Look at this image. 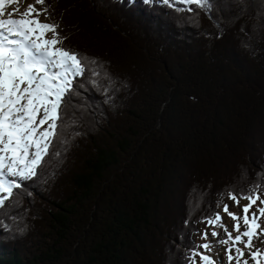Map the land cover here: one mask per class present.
<instances>
[{"label": "trees", "instance_id": "1", "mask_svg": "<svg viewBox=\"0 0 264 264\" xmlns=\"http://www.w3.org/2000/svg\"><path fill=\"white\" fill-rule=\"evenodd\" d=\"M43 6L86 70L37 176L0 206V264H158L159 238L188 264L197 223L217 212L210 187L264 194V163L259 183L248 175L264 152V0Z\"/></svg>", "mask_w": 264, "mask_h": 264}, {"label": "snow or ice", "instance_id": "2", "mask_svg": "<svg viewBox=\"0 0 264 264\" xmlns=\"http://www.w3.org/2000/svg\"><path fill=\"white\" fill-rule=\"evenodd\" d=\"M11 2L0 0V17L4 16L5 5ZM143 2L149 4L155 0ZM159 2L207 6V0ZM37 3H44V0H37ZM23 16L14 19L9 14L7 19L0 18V206L13 196L14 189L21 187V182L37 176L57 136L62 104L73 92L75 78L84 75L86 70L84 60L75 51L59 46L58 25L41 21L40 12L31 5ZM48 33L53 36L46 38ZM45 124L47 127H42ZM259 192L260 185H254L240 197L229 193V198L238 206L240 199L248 201L240 206L242 215L229 211L227 204L223 205V211L235 222L232 231L222 223L219 212L205 218L206 224L224 230L225 238L217 243L225 252L227 264H250L252 261L264 264V220L261 219L264 218V198ZM258 201L261 206L254 208ZM211 235L217 237L220 233L213 230ZM207 237L208 232L204 231L202 238L207 241ZM211 251L212 244L205 242L191 248L186 260L188 264H225V257L207 254Z\"/></svg>", "mask_w": 264, "mask_h": 264}, {"label": "rangeland", "instance_id": "3", "mask_svg": "<svg viewBox=\"0 0 264 264\" xmlns=\"http://www.w3.org/2000/svg\"><path fill=\"white\" fill-rule=\"evenodd\" d=\"M23 1H25V2H22V4L21 5H19L18 4V6H15L17 9H15V7H13L11 10H10V13L12 14V13H15L17 10L19 11V9L21 10V6L22 5H25V6H22V10H24L25 8H26V6L28 5V4H30L31 5V3H33V2H35V6H36V9H38L39 10V12H40V16H39V18H40V20L41 21H43V22H46V23H53V21H51V20H49V18H48V16H47V14H46V11H45V9H44V6H43V4L44 3H37V0H28V1H26V0H23ZM133 1H135V2H142V0H133ZM155 2H157V3H159V0H155ZM27 4V5H26ZM220 9V11H221V13L224 15V10H222L221 9V7L219 8ZM13 10H14V12H13ZM233 10V9H232ZM236 10V9H235ZM237 12H238V8H237ZM228 13V12H227ZM217 17L218 18H221V16H219V14L217 15ZM223 18V17H222ZM229 17H226V23H227V21L229 22L230 20V18L228 19ZM233 20V19H232ZM231 20V21H232ZM233 25H234V23H233ZM230 26H232V25H230ZM60 27V26H59ZM229 28V27H228ZM53 36V33H48L47 34V36H46V38H51ZM59 46H61V43H60V45ZM263 86H264V84H263ZM96 115H98L97 114V112H96ZM47 127V124H45V127L44 128H46ZM98 140V139H97ZM100 142H101V140H100ZM264 144V143H263ZM70 146H71V144H69ZM91 146V145H90ZM252 150H254V147H250V149H248V151H250V153H251V151ZM248 154V153H247ZM125 155H129L128 153H124L123 155H122V157H121V161H125V164H124V167H122V168H120L121 170H124L125 169V167L127 168V161H126V159H127V157H125ZM257 155H258V163L256 164V160L254 161V159H252L254 162H252L251 161V158H250V161H249V165H250V171H249V173H248V175L250 174L251 176L253 175V178H251V179H253V181H255V182H257V183H259V181H258V176H259V169H260V166L264 163V152H263V150H262V148H260V149H258L257 150ZM129 157V156H128ZM261 164V165H260ZM132 167V166H131ZM50 171H54V169L53 168H50L49 169V171L48 172H50ZM120 172V174L122 173L121 171H119ZM180 174V173H179ZM182 176V175H181ZM255 176H256V178H255ZM186 179V180H185ZM189 182H191V178L188 176V177H184V175L182 176V180H181V186L179 187L182 191V193H183V188H184V186L185 185H188V183ZM194 182V181H193ZM229 182H228V180L224 183V184H228ZM221 184H223V183H221ZM261 185V184H260ZM219 185L218 184H216V185H214V186H212V187H210L213 191L211 192V195H210V205H211V208H216L217 209V212H219L220 213V215L222 216V223L225 225V226H227V228L230 230V231H232L233 230V225H234V222H232V220H231V218L227 215V213H225L224 211H223V205L224 204H227L228 206H229V211H231V212H235V213H238V214H242V212H241V207L240 206H242V205H244V204H247L248 203V201L247 200H245V199H240V206H238L234 201H232L230 198H229V195H227V190H224V189H222V190H218L217 189V187H218ZM248 186L245 188V189H247L248 190ZM215 189H217V190H215ZM244 189V188H243ZM246 191H244V193H245ZM247 193V192H246ZM233 194H236L238 197H240L241 196V194H239L238 192H236V193H233ZM260 194V193H259ZM181 195L182 194H179L178 195V197L176 198V200H175V205L176 206H180L179 207V212H175V215H174V217H173V221H172V228H173V232H174V230H177V229H175V228H177L178 227V230L183 226V222H184V220L182 219V215H184V212H182L181 210H182V208H183V204H184V202H183V200L181 199ZM261 196H262V198H264V194H260ZM168 205H170L171 206V203H169ZM204 203H202L201 204V208H203L204 206ZM219 205V206H218ZM259 206H261L260 205V201H258L257 202V205L256 206H254V208H257V207H259ZM211 208H209V209H211ZM262 220H264V218H261ZM178 225V226H177ZM262 226H264V224H262ZM159 227H160V225H158V229H159ZM197 228H199V232H198V234L195 236V240H196V242H197V244H199V245H201V244H203V243H205V242H210L211 244H212V251L210 252V253H207V254H210V255H213V256H215V254H216V252L217 251H220V253H221V257H225L226 258V256H225V252L223 251V249H222V246L221 245H219L218 243H217V241L219 240V239H223V238H225V236L223 235V233L221 234V232H223L224 230H223V228H221V227H214V226H211V225H208V224H206V222L204 223V221H200V222H198L197 223ZM232 228V229H231ZM157 229V228H156ZM161 229V228H160ZM164 230V229H163ZM213 230H215V231H217V232H219L220 233V235L219 236H217V237H212V235H211V232L213 231ZM204 231H207L208 232V237H207V241H205L203 238H202V235H203V232ZM89 232H91V231H88L87 233L88 234H90ZM86 233V234H87ZM163 234V233H162ZM161 234V235H162ZM85 236H87V235H85ZM159 238V237H158ZM157 238V239H158ZM169 242V241H166V239H158V243L161 245V248H164L165 249V253H163L162 254V251L160 252V251H158V253L156 254V256L158 257L157 258V261H158V264H165V262L166 261H164L165 259H166V257L167 256H169V258H168V263L167 264H170V261H172V262H175L176 261V254H175V252L174 251H172L173 249H174V247L176 246V239L174 240H172V242L173 243H170L169 242V246H166V244ZM183 242H184V240H183ZM182 242V243H183ZM171 244H173L172 245V247H171ZM163 245V246H162ZM167 248V249H166ZM166 250H168V252L166 251ZM200 251L201 252H203L204 250L203 249H200ZM163 256H165L164 257V259H163ZM196 260L197 261H199V257H196ZM225 263H226V261H225ZM252 264H255V262L254 261H252Z\"/></svg>", "mask_w": 264, "mask_h": 264}, {"label": "bare ground", "instance_id": "4", "mask_svg": "<svg viewBox=\"0 0 264 264\" xmlns=\"http://www.w3.org/2000/svg\"><path fill=\"white\" fill-rule=\"evenodd\" d=\"M26 1H28V0H26ZM22 2H25V1H23V0H12L11 3L6 4V5H5V8H4V16H3V17H0V18L7 19L8 16H9V14H11V13H10V10H11L13 7H15V6H18L19 3H20L19 5H21ZM28 2H29V1H28ZM26 5H27V4H26ZM29 5H30V4H28L24 10H22V6H25V5H22V6H21V10L19 9V11L17 10L15 13H12V14H11V15H12V18H14V19H21V18H24L23 13H25V12L28 11ZM31 6H33L34 9H35L37 12H39V10L36 9L35 2L31 3ZM15 9H17V8L15 7ZM11 11H12V10H11ZM13 12H14V10H13ZM35 14H36V12H33V13H32L33 16H35ZM38 119H39V117H38ZM234 223H235V222H234ZM217 254H219V255L221 256L220 251H217L216 254H215V256H216ZM246 255H247V253H246ZM225 261H226V258H225ZM225 264H227V262H226ZM250 264H252V262H250Z\"/></svg>", "mask_w": 264, "mask_h": 264}]
</instances>
